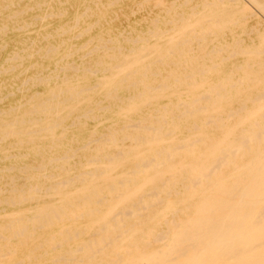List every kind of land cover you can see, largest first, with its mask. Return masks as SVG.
Returning <instances> with one entry per match:
<instances>
[{
    "label": "bare ground",
    "instance_id": "1",
    "mask_svg": "<svg viewBox=\"0 0 264 264\" xmlns=\"http://www.w3.org/2000/svg\"><path fill=\"white\" fill-rule=\"evenodd\" d=\"M90 4L0 43V264H264V0H155L80 42Z\"/></svg>",
    "mask_w": 264,
    "mask_h": 264
},
{
    "label": "rangeland",
    "instance_id": "2",
    "mask_svg": "<svg viewBox=\"0 0 264 264\" xmlns=\"http://www.w3.org/2000/svg\"><path fill=\"white\" fill-rule=\"evenodd\" d=\"M44 1L45 2L41 4V7H39V9L38 8L28 9L29 7H26L27 2L31 3L33 2V0H18V3L14 4L13 7L19 10L22 9V7L24 8V10L21 11L19 15V23L24 22L28 24L27 26L21 29L20 31L21 33L17 29L16 30L13 29L10 32L8 31L9 33L4 35L3 38H0V43L6 42L4 41V39L9 41L8 39L9 35L10 34L17 35L16 33L18 32L20 33V35L21 34H23V36L27 35L25 37H28L29 34L30 35L29 39H35L36 41L35 45L40 44L41 42L46 40L44 37H41V35L47 33H53L54 32L53 29H57L58 25L62 22L66 24L72 23L73 14L75 13L74 11L75 10L82 11V9L84 8V6L81 4H86V3L90 4L91 2L95 3V4L92 3L90 4L94 8L95 13L89 12L90 15L89 13L83 15L79 20V23L76 25V27L72 29V33L79 34L80 32L83 31L82 29L91 26L90 31L88 33L84 35H82L81 33V35L77 37L76 40L80 42L86 40L90 34H95L98 32L111 31L113 33H117L121 31L122 33H127L131 31L130 28L132 26L137 28L136 30H141L143 28H146L145 27L146 24L139 20L144 16L150 15L148 14V10L150 7H152L154 11L157 10L158 8L157 6H155V0H115V1L114 0L113 1L111 0H91V1L90 0H60V1L48 0V2L47 0ZM61 9L63 10V13L59 15L60 13L59 11H61ZM137 20L139 21V23H136L138 22ZM95 22L101 24L96 25L94 24ZM69 34L70 31H67L63 33L62 36L67 37V35ZM76 40L73 39V41L75 42ZM10 43L0 47V64H1L0 66H6L8 63L5 58L7 55L6 53H8L9 50H11V48L13 47L12 46L13 44L11 45ZM35 59L42 60L41 58L38 57H36ZM30 60L32 61L34 59L32 58ZM10 75H12V72H10L9 70L0 72L1 88L7 83H10L12 81V78H9L11 77ZM3 90L6 91V89ZM2 101H6V98H4Z\"/></svg>",
    "mask_w": 264,
    "mask_h": 264
}]
</instances>
